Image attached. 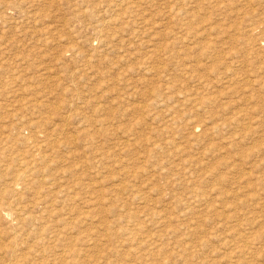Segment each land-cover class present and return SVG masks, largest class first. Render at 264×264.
<instances>
[{
	"label": "rangeland",
	"instance_id": "374dc122",
	"mask_svg": "<svg viewBox=\"0 0 264 264\" xmlns=\"http://www.w3.org/2000/svg\"><path fill=\"white\" fill-rule=\"evenodd\" d=\"M0 264H264V0H0Z\"/></svg>",
	"mask_w": 264,
	"mask_h": 264
}]
</instances>
